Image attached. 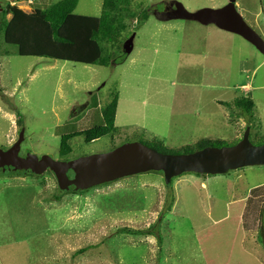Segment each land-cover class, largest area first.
Masks as SVG:
<instances>
[{
	"label": "rangeland",
	"instance_id": "rangeland-1",
	"mask_svg": "<svg viewBox=\"0 0 264 264\" xmlns=\"http://www.w3.org/2000/svg\"><path fill=\"white\" fill-rule=\"evenodd\" d=\"M59 1L0 0V30L8 7L30 13ZM175 1L130 0L124 30L103 44L108 67L20 57L0 32V149L20 141L21 157L70 161L126 143L159 153L204 139L233 146L245 130L252 145L263 143L264 56L214 25L153 14ZM102 2L78 0L74 13L98 17ZM235 8L264 40V0H236ZM115 96L114 129L91 142L72 138L60 157L61 136L102 126ZM238 98L252 102L249 117L222 105ZM263 184L264 165L184 173L168 188L162 173L146 172L78 193L61 192L52 169L0 178V264H264V196L245 217L250 190Z\"/></svg>",
	"mask_w": 264,
	"mask_h": 264
},
{
	"label": "water",
	"instance_id": "water-1",
	"mask_svg": "<svg viewBox=\"0 0 264 264\" xmlns=\"http://www.w3.org/2000/svg\"><path fill=\"white\" fill-rule=\"evenodd\" d=\"M236 0L220 8H202L187 11L179 2H171L162 14L165 20H184L203 26L214 25L218 29L237 35L251 44L264 56V40L242 19L235 8ZM134 35L123 44V53L130 55ZM20 141L7 150L0 149V178L40 175L52 169L59 190L78 193L117 179L146 172L163 174L165 186L173 178L184 173L199 175H223L229 171L264 165V143L252 145L249 131L233 146L206 147L189 154H164L139 143H126L104 154H95L70 161H55L49 156L34 154L19 156Z\"/></svg>",
	"mask_w": 264,
	"mask_h": 264
},
{
	"label": "trees",
	"instance_id": "trees-1",
	"mask_svg": "<svg viewBox=\"0 0 264 264\" xmlns=\"http://www.w3.org/2000/svg\"><path fill=\"white\" fill-rule=\"evenodd\" d=\"M77 4L78 0H61L46 10L34 9L30 13H25L16 6L8 7L7 13L11 15V18L2 22L0 30L3 43L15 47L16 53L20 57L108 67V54L103 44L115 43L120 32L124 30L123 17L120 16V13L128 11L130 0H103L102 12L98 17L76 15L74 11ZM4 13V10L0 12L2 18ZM121 60L117 65L121 64ZM117 100L118 97L115 96L110 105L102 112V121L104 122L102 126L61 136L60 157H66L71 153L68 141L72 138L83 136L86 142H91L106 136L114 129ZM222 105L228 108L232 105L244 117L251 115L253 107L248 98H238L232 103L222 102ZM227 145L232 144L204 139L193 147L184 146L178 150L158 147L163 149L162 153L165 154H189L206 147L219 148ZM263 196L264 184L250 190V196L245 205V217L257 207L258 204H254L256 203L254 200H259ZM259 214L264 226V208L260 210ZM243 228L246 231L250 229L246 223ZM262 231L261 239L264 245V227Z\"/></svg>",
	"mask_w": 264,
	"mask_h": 264
},
{
	"label": "crops",
	"instance_id": "crops-1",
	"mask_svg": "<svg viewBox=\"0 0 264 264\" xmlns=\"http://www.w3.org/2000/svg\"><path fill=\"white\" fill-rule=\"evenodd\" d=\"M165 1H168V0H165ZM179 1L184 2V4L182 3L183 6H185V7L191 6L193 8H196V10H199V8L202 9L203 6H207V5L214 6L217 2V0H178L177 2H179ZM227 2H228V0H227ZM204 8H206V7H204ZM211 8H214V7H211ZM218 8H220V7H218ZM1 10L2 9H0V11Z\"/></svg>",
	"mask_w": 264,
	"mask_h": 264
},
{
	"label": "flooded vegetation",
	"instance_id": "flooded-vegetation-1",
	"mask_svg": "<svg viewBox=\"0 0 264 264\" xmlns=\"http://www.w3.org/2000/svg\"><path fill=\"white\" fill-rule=\"evenodd\" d=\"M162 9V10H161ZM160 9V11L158 12L157 10V12H155V13H153L154 15H157V13H160V12H166L168 9H169V4H163V7ZM162 13V14H163ZM162 14H160L161 16H162Z\"/></svg>",
	"mask_w": 264,
	"mask_h": 264
}]
</instances>
